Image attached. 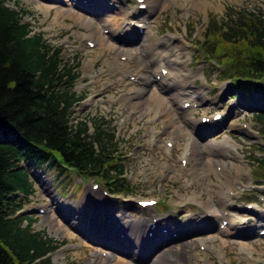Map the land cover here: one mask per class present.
<instances>
[{
  "label": "rangeland",
  "instance_id": "374dc122",
  "mask_svg": "<svg viewBox=\"0 0 264 264\" xmlns=\"http://www.w3.org/2000/svg\"><path fill=\"white\" fill-rule=\"evenodd\" d=\"M6 3L26 10L22 21L61 46L64 56H78L81 75L73 89L84 97L75 106L72 121H86L89 133L94 132V120L103 130L114 132L129 182L130 193L106 197L100 188L90 194V181L74 173L56 177L50 169L22 163L35 189L22 211L33 218V231L56 243L48 254L51 264H138L134 256L144 260L148 254L155 261L168 248L182 249L187 255L174 256L169 264L175 260L176 264H264V234H260L264 179L253 169L255 157H264V123L256 118L264 113V93H251L250 85L239 86L235 80L242 92L238 91L223 78L222 64L197 48L213 19L227 22L245 12L264 18V0H102V7L94 9L95 17L89 12L93 1L83 7L76 0ZM133 9H137L134 16ZM143 15L148 16L145 25L136 26ZM88 19L93 21L90 26ZM146 25L139 35L137 27L142 31ZM126 29L133 33V43L122 35ZM167 36L173 42L157 45L169 40ZM87 38L94 46L87 44ZM143 43L149 45L145 53L140 52ZM169 49L172 61L161 68L162 74L178 71L181 80L167 91L152 83L138 94L140 84L134 76L145 68L137 58L145 60L154 74ZM172 94L177 100H171ZM192 97L196 102L181 105ZM181 107L191 109L186 117L195 126L184 120ZM214 114L221 117L212 126L208 121ZM199 123H206L204 136L199 134ZM188 136L198 143L191 144L189 151ZM182 157L189 158L186 165ZM232 164L242 165L246 172H238ZM221 170L226 174H217ZM37 176L46 179V190L37 185ZM219 190L227 197H218ZM140 198H153L157 204L140 208L136 205ZM214 205L218 214L208 216L206 208ZM152 216L158 222L153 235L147 234L152 240L148 243L141 230H148ZM144 218L148 221H141ZM138 223L141 230L133 233ZM179 224L188 228L178 229ZM244 228L250 232L241 233ZM179 234L188 237L180 239ZM110 236L118 242L115 246L104 244ZM163 240H170L172 246L147 250ZM184 242L191 243L189 248Z\"/></svg>",
  "mask_w": 264,
  "mask_h": 264
},
{
  "label": "trees",
  "instance_id": "16d2710c",
  "mask_svg": "<svg viewBox=\"0 0 264 264\" xmlns=\"http://www.w3.org/2000/svg\"><path fill=\"white\" fill-rule=\"evenodd\" d=\"M6 1L0 0V264H51L47 254L56 243L33 231V218L20 211L35 190L22 163L56 177L93 178L112 194L130 193L129 182L114 132L94 120L89 133L86 121H72L84 97L73 89L78 56H64L22 21L26 10ZM197 46L222 64L223 78H242L251 93H264V18L245 12L227 22L213 19ZM256 118L264 123L263 113ZM255 160L264 179V157Z\"/></svg>",
  "mask_w": 264,
  "mask_h": 264
},
{
  "label": "bare ground",
  "instance_id": "6f19581e",
  "mask_svg": "<svg viewBox=\"0 0 264 264\" xmlns=\"http://www.w3.org/2000/svg\"><path fill=\"white\" fill-rule=\"evenodd\" d=\"M79 1H82V0H76V3L78 4V7H83V5H86V4H88V3H92V1H93V5H90L89 6V9L90 10H92V11H89L90 12V14L92 15V16H94L95 17V12L94 11H96V10H94V9H96L97 8V6L99 5L100 7H102L101 6V1L102 0H83L81 3L79 2ZM196 0H193V2H195ZM80 3V4H79ZM94 3H96V4H94ZM103 8H105V6L103 7ZM137 11V9H133L132 10V15L135 13ZM134 16V15H133ZM148 16H149V14H148ZM148 16H146V15H143V19L142 20H139V21H137V22H141V23H145V21L148 19ZM86 24L88 25V26H90V25H92L93 24V21L91 20V19H88L87 21H86ZM129 26H131L130 24H128ZM136 26H138L137 25V23H136ZM123 32V36L124 37H126V38H128L129 39V41H130V43H133L134 42V40H133V33L131 32V30L130 29H126V30H124V31H122ZM137 33H138V31H137ZM139 35H141L140 33H138ZM167 37H169V40H168V38H166V39H164V40H161V41H158L157 42V45H160V46H163V47H167L168 46V44H169V42L172 40V38L170 37V36H167ZM173 37V36H172ZM87 40H92L91 38H87ZM147 42H148V40H149V37L147 38V39H145ZM171 42H173V41H171ZM149 48V45H148V43H143L142 44V47L140 48V52H142V53H145L147 50H149L148 49ZM169 51V54H167V55H164V58H166V60H164L163 59V64H160L159 66V70H158V72H155L154 74H151V72H150V66L149 65H147L146 64V62H145V60H143L142 58H137L140 62H143L144 63V65H143V67L145 68V70L141 73V74H135V78L137 79V82L139 81V84H140V87H139V89H138V94H142L144 91H145V88H146V86H148L149 84H152V83H156V84H158L159 85V88L160 89H163V90H165V91H167V90H170L173 86H175L176 84H177V82H179L181 79V77H180V75L181 74H179V72L177 71V72H167V73H165L164 75L163 74H161V68H167L166 66H165V64H167V65H169V64H171V61L172 60H169L168 59V56H170V54L173 52L172 51V49H169L168 50ZM121 55H124V53H122ZM164 65V66H163ZM171 68H173V67H171ZM158 74H160V79L158 80L159 81V83H158V81L156 80V75H158ZM180 77V78H179ZM183 92H184V90L182 91V94H183ZM177 95L176 94H172L171 95V100H177ZM193 100V101H192ZM186 101H192V102H196V100H195V98L194 97H192L191 99H189V98H186V99H184L183 101H181L182 103H181V105H183V103H185ZM191 104H193V103H191ZM183 107H181V109H182ZM190 111H191V109L190 108H188V109H186V110H181V113H182V117L184 118V120H186V121H189L193 126H195L194 125V123L190 120V118H187L186 116H187V114H189L190 113ZM189 112V113H188ZM216 121H214L213 119H212V117L209 119V121H208V124H210V125H212V126H215V124H213V123H215ZM197 126H199L200 127V135H202V136H204L202 133L204 132V130H206V123H204V124H201V123H199ZM194 128V127H193ZM206 132H207V130H206ZM192 133H193V135L195 136V133H194V130L192 131ZM191 144H198L197 143V141H194L192 138H190V136H188L187 137V144H186V150L187 151H189V149H190V146H191ZM186 150H185V152H186ZM182 158H185V157H182ZM188 160H189V158H187V163H188ZM215 165H219L218 163H216ZM232 167L233 168H235L238 172H241V173H245L246 171H245V169L243 168V166L242 165H238V164H232ZM217 174H226V171L225 170H221V172H219V173H217ZM36 183H37V185H39L40 187H42V189L43 190H46L47 189V187L45 186V183H46V179L44 178V176L43 177H39V176H37V181H36ZM90 192V194H95V193H93V192H91V191H89ZM219 192H220V190H219ZM218 197H220V198H222V197H227L226 195H224V192H220V193H218ZM188 200H193V198H187ZM216 205H217V203H216ZM210 208H206V212H211L212 213V215L214 216V215H216V214H218V212H219V209L214 205L213 207H211V206H209ZM224 219V218H223ZM144 221H148V220H146V218H144ZM196 221H200V220H196ZM203 221H204V223H207V218L206 217H203ZM152 223V222H151ZM151 223H150V221L148 222V224L147 225H151ZM208 225V223L206 224V226ZM205 226V227H206ZM122 227L124 228V225L122 224ZM133 229V233H134V231L138 228V229H140L141 230V226L139 225V223L136 225V226H133L132 227ZM181 228H188V225H186V224H179V227H178V229H181ZM259 229H262V228H259ZM129 230H131V228H129L128 230H127V232L129 231ZM148 230H149V227H148ZM174 231V230H173ZM172 231V232H173ZM180 231L181 230H177L176 232L177 233H180ZM247 231H249L248 229H246V228H244L242 231H241V233H248ZM193 232V234H195V231H192ZM250 232V231H249ZM141 235H142V237L143 238H147L148 239V243H149V241H152V240H149V237H147V233L144 231V232H142V230H141ZM179 236H180V234H179ZM188 236L187 235H181L179 238L180 239H186ZM118 242L116 241V239L114 238V237H112V236H110V237H108V238H106V239H104V244H107L108 246H115L116 244H117ZM190 242H184L183 243V246H185V247H187V248H189V246H190ZM199 244H202V242H200ZM162 246H172V243H171V241L170 240H163V241H160V242H156V244L154 245V247H148L147 248V250H150V249H152L153 250V252H155L156 250H158L160 247H162ZM209 248V247H208ZM123 249H128V252H126L125 254L126 255H128V256H131V252L129 251V248H123ZM146 248H144V250H145ZM146 250V251H147ZM174 254V255H173ZM173 255V256H172ZM164 256H167L166 258H165V262L166 263H164ZM186 257L187 255H186V252L184 251V250H173V249H171V248H168V249H166L161 255H159L158 257H157V259L155 260V261H153V259H152V257L150 256V255H148V254H145V259L144 260H142V259H140L139 258V256H134V258L136 259V261H138L139 263L138 264H142L143 262H149V263H152V264H154V263H159V262H162L163 264H169L168 262H169V260H171V259H173L172 257ZM176 260H175V262H173V263H171V264H176Z\"/></svg>",
  "mask_w": 264,
  "mask_h": 264
}]
</instances>
